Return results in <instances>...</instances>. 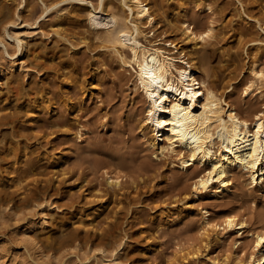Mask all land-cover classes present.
<instances>
[{
	"label": "rangeland",
	"instance_id": "obj_1",
	"mask_svg": "<svg viewBox=\"0 0 264 264\" xmlns=\"http://www.w3.org/2000/svg\"><path fill=\"white\" fill-rule=\"evenodd\" d=\"M17 1L0 0V34L2 27L7 26L10 32L34 30L36 37L27 51V61L31 66L17 69L9 76L12 78L14 75L13 79H16L8 83L10 91L6 96L21 105L24 101L33 103L39 95L49 96L56 109L49 112L39 107L40 119L37 122L29 124L28 116L24 114L17 122L0 128V264H22L24 259H28L24 264H38V257L44 259V264H60L61 261L73 264L74 253H79L81 257L90 256L81 264H99L100 256L109 259L113 248L120 242L121 249L117 250L116 255L121 264H200L204 260L201 256L183 263L177 262L182 252L203 244L199 204L194 203V210L178 221L169 222V218H164L172 202L192 181L190 170L186 172L180 168L172 156H155L152 148L144 142L137 118H141L145 103L139 91H134L132 70L120 66L116 57L101 46L95 30L85 40L86 44L79 43L78 30L84 23L82 17L73 14L81 13L82 7L74 8L66 2L60 5L63 26L72 35L71 41L79 43L76 47L79 48L78 52H74L67 41L52 33V24L57 15L55 9L41 13L40 0H27L26 6L18 9ZM157 1L168 8L176 0ZM205 1L210 3V9H197L190 2L185 3L188 16L195 18V22L201 24L214 20L219 30L216 40H213L215 45L210 46L213 48L211 62L200 68V73L207 72L219 89L224 91V96L237 105L238 110L252 115L253 109H264V93L244 95L239 81L248 76L247 72L244 70L240 74L238 82L235 76L248 65L246 48L250 51L255 45L247 43L242 48L243 40L259 39L264 44V16L260 14L262 17L258 24L262 25L258 27L254 21L243 20L236 13L241 7L246 12L250 9L256 12L262 3L260 0H242L243 4L237 3V0ZM16 11L18 17L15 16ZM97 19L99 27L108 24L106 12H98ZM164 22L158 24V30L153 34V31L145 30L146 36L176 55V50L164 42L173 35L167 30V22ZM236 27L243 31L242 40L237 44L232 37ZM162 28L165 33L158 36L156 33ZM229 46L232 48L229 49ZM8 47L12 52L13 46ZM0 57L4 61L1 51ZM51 61L63 65L64 69L55 67L56 63L53 65ZM69 70L74 72L73 77L76 74L82 81V88L75 79L66 85L68 80L63 78L65 76L61 71ZM92 76H95L97 89L89 95L84 89L90 86ZM32 80L42 86L39 95L29 88ZM23 87L27 89L26 94H22ZM66 99L81 107L72 113L64 103ZM79 129L82 135L75 137ZM23 145L39 149L41 153L32 157L35 170L21 176L19 167L26 165L19 162L24 158L17 155ZM11 150L16 151V158L8 153ZM51 152H56V156L62 155L63 159L56 161L51 158ZM106 171L126 174L124 181L128 187L119 195L121 203L116 207L115 216L101 221L97 225L100 230L74 226L72 222L76 219L77 210L91 205L84 194L106 187ZM18 176L21 185L29 183L31 192H38L39 197L33 203L28 202L22 188L15 186ZM132 181L135 184L131 185ZM116 202H111L109 207ZM202 202L208 205L211 219L220 222L227 212H232L246 221L249 232L242 236L230 233L222 241H212L208 247L210 256L230 262L239 255L249 253L252 250L250 233L264 228V194L260 195L252 189L246 172L234 170V185L229 195L218 198L204 196ZM43 207L49 216H53L50 224L45 228L38 225L30 228V222L38 220L37 211ZM22 216H26L25 221L28 218L26 222L30 220L21 229L37 241L39 248L36 250L25 243L19 232L17 225L22 221ZM71 231L75 238L61 242V237ZM236 240H240L238 245L234 243ZM28 253L35 260L28 257ZM35 253H39L37 257Z\"/></svg>",
	"mask_w": 264,
	"mask_h": 264
},
{
	"label": "bare ground",
	"instance_id": "obj_2",
	"mask_svg": "<svg viewBox=\"0 0 264 264\" xmlns=\"http://www.w3.org/2000/svg\"><path fill=\"white\" fill-rule=\"evenodd\" d=\"M40 1L41 13L55 9L57 15H55L56 20L52 24V33L63 39L64 42L67 41L71 50L78 52L79 48L76 49L78 44L86 42L91 31L95 30L96 37H99L102 42L101 46L107 48L109 53L116 57L120 66L132 70L135 79L134 91H139V95L142 96L145 103L141 118H137L144 142L152 148L155 156H172L180 168L186 172L190 170L192 181L179 193V196L169 206L170 209L167 208L168 212L164 218H169V222L178 221L189 215L194 210V203H198L202 217L200 234L204 241L201 247L196 246L182 252L179 259L177 258V262L183 263L191 258L201 256L204 260L200 264H264V228L250 233L252 250L242 256H237L230 262L213 258L208 251L212 241H222L230 233L242 236L248 231L246 221L232 212H227L220 222L211 219L208 205L202 202L203 197L218 198L229 195L234 185V170L236 169L244 170L252 189L260 195L264 194V109H253L252 115L243 114L233 101L224 96V91L219 89L207 72L200 73V68L208 66L211 62L213 48L210 46L215 45L213 40H216L219 30L214 20L201 24L195 22V18L188 16L185 3L190 2L197 9L205 7L210 9V3L205 0H176L174 4L171 3V6L168 5V8H165L164 4L157 0H94V3L91 0ZM237 1L239 4L243 2L242 0ZM63 2L69 3L72 7H79V9L82 7L81 13L73 14L75 17H82V23H84L78 30L79 43L71 41L70 36L72 35H69L63 26L62 8L60 7ZM26 3L27 0H18L16 7L22 8L26 6ZM260 3L262 4L256 12L251 9L246 12L241 9V5V8L237 10V17H241L243 20L247 18L258 24L260 17L264 16V0H260ZM100 11L106 12L108 17L106 26H97V13ZM15 16L18 17L17 11ZM162 21L167 22L164 23L168 25V32L173 33L172 36L167 35L164 42L169 43L176 50V55L170 54V50L156 45L146 36L145 30L153 31V34L158 30L157 26ZM163 33L165 31L162 28L156 34L160 36ZM242 35L241 29L234 28L232 37L235 44L241 42ZM35 37L34 30L10 32L7 26L2 27L0 51L4 61L0 57V128L17 122L24 114L28 116L29 124L33 121L37 122L40 119L38 116L41 111L39 107H44L49 112L56 109L49 96L41 97L38 94L42 86L33 80L29 88L39 95L34 98L33 103L24 101L22 105L17 104L6 96V93L10 91L8 83L14 82L16 79H13L14 75L12 78L9 76L16 73L17 69L28 68L27 51ZM243 41L242 48L247 43L255 45L249 46L252 48L250 51H247V48L244 49L249 62L245 69L241 68L236 74L235 81H239L240 74L245 70L248 76L244 79L240 78L239 81L242 84L244 95L254 92L261 95L264 93V44H261L259 39H244ZM9 45L13 46L12 52L9 50ZM231 48L232 46H229V49ZM51 63L55 65L56 62L51 61ZM53 65L52 67H54ZM56 66L61 68L60 70L64 69L63 65H58V62ZM61 74L68 80L66 85L75 79L78 86L82 88V81L75 76L76 74L73 77L72 70L61 71ZM80 76L82 77V75ZM89 85L84 90H87V93L91 95L97 89L95 76L91 77ZM25 89L21 88L22 94H26ZM64 103L72 113L81 107L77 103L70 102L69 99H66ZM11 107H14L12 111ZM29 128L33 130L31 125ZM81 135L82 131L79 129L75 133V137H81ZM11 151L8 153L13 154L12 156L16 158V151ZM18 153L19 158L25 159L27 156L31 158L29 160H26L29 157L25 160L19 159V162L26 165L24 167L21 164L19 167L21 176L23 173L29 174L35 170V162L32 157L37 156L41 151L23 145ZM50 155L56 161L63 159L62 155L56 156V152H51ZM124 176L126 174L120 171L104 172L106 187L103 190L98 189L97 192L84 194V198H88L91 205L77 210L76 214L74 213L76 219H73L72 224L84 229L100 230L97 225L108 217L113 218L117 205L121 203L119 195H122L128 187ZM18 177L17 180L15 179V186L22 188L28 202L33 203L34 199L39 197L38 192H31L28 188L29 183L21 185L20 177ZM133 184H135L134 181L131 182V185ZM111 202H116V204L109 207ZM44 209L43 207L37 211L38 220L30 222V228L35 225L45 228L50 224L53 216L51 214L49 216ZM92 215L93 217L89 218ZM25 219L26 216H22L20 224L18 222L19 232L25 243L36 250L39 248L37 241L29 236L26 230L21 229L25 225L27 226L30 221L26 222L28 218L26 221ZM74 238V232H67L61 237V242ZM234 243L238 245L240 240H236ZM121 245L122 242L113 248L109 259L101 255L99 264H121L116 255L117 250L121 249ZM35 254L37 257L39 253ZM31 256L28 253V257ZM40 256L43 257L41 254ZM88 256L81 257L79 253H74L73 264L83 263L89 259L90 256ZM38 259L36 263L44 264L43 258L38 257ZM24 260L27 262L28 259ZM24 262L21 263L24 264ZM59 263L64 264L63 261Z\"/></svg>",
	"mask_w": 264,
	"mask_h": 264
}]
</instances>
